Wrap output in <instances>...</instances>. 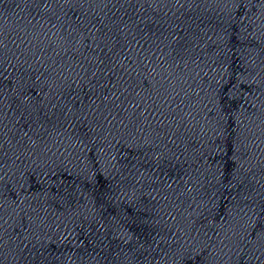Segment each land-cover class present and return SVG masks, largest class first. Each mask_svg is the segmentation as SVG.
<instances>
[{
    "label": "water",
    "instance_id": "obj_1",
    "mask_svg": "<svg viewBox=\"0 0 264 264\" xmlns=\"http://www.w3.org/2000/svg\"><path fill=\"white\" fill-rule=\"evenodd\" d=\"M219 264H264V0H240L236 124Z\"/></svg>",
    "mask_w": 264,
    "mask_h": 264
}]
</instances>
